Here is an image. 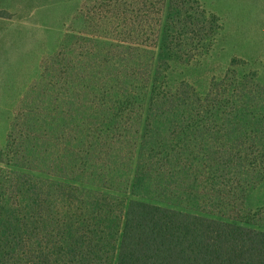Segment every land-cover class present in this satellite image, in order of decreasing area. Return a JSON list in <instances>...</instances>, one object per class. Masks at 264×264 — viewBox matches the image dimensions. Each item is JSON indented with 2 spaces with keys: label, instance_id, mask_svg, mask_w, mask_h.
I'll use <instances>...</instances> for the list:
<instances>
[{
  "label": "trees",
  "instance_id": "16d2710c",
  "mask_svg": "<svg viewBox=\"0 0 264 264\" xmlns=\"http://www.w3.org/2000/svg\"><path fill=\"white\" fill-rule=\"evenodd\" d=\"M119 4L72 44L65 109L23 127L18 166L39 175H0V264H264V225L225 211L264 177V104L234 120L223 90L169 75L211 51L217 18L199 0Z\"/></svg>",
  "mask_w": 264,
  "mask_h": 264
},
{
  "label": "rangeland",
  "instance_id": "374dc122",
  "mask_svg": "<svg viewBox=\"0 0 264 264\" xmlns=\"http://www.w3.org/2000/svg\"><path fill=\"white\" fill-rule=\"evenodd\" d=\"M199 1L217 18L221 30L207 55L188 64L175 63L169 75L173 80L189 82L201 92L210 87L223 90L230 97L231 118L239 120V116L243 118V104L251 107L250 112L252 105L264 104V0ZM119 5V0H0V150L6 160L0 162V175L13 170L39 175L18 166L25 163L24 152H18L16 146L21 142L23 127L37 123L39 120L34 119L44 109L43 104L48 108L55 104V98H60L61 111L65 109V94L72 83L66 85L68 57L75 56L70 51L72 44L79 38V53L81 39L92 37L96 26L105 21L103 15L117 12ZM130 16V24L158 21L152 13L144 19L132 13ZM109 21L120 24L117 18ZM139 39L149 41L151 36L139 35ZM248 92L253 93L251 97ZM32 137L34 141L35 133ZM28 138L32 143L29 135ZM41 144L42 149L48 146L44 139ZM30 164L36 167V163ZM134 190L120 194L127 200L126 206L131 199L139 198ZM247 192L244 204L237 209L229 205L225 211L264 225V177L247 187Z\"/></svg>",
  "mask_w": 264,
  "mask_h": 264
}]
</instances>
